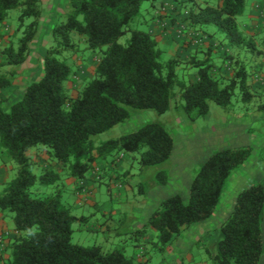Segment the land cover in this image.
<instances>
[{
    "label": "trees",
    "instance_id": "1",
    "mask_svg": "<svg viewBox=\"0 0 264 264\" xmlns=\"http://www.w3.org/2000/svg\"><path fill=\"white\" fill-rule=\"evenodd\" d=\"M144 1L154 4L157 0H68L71 12L52 30L53 44L42 57L41 78L29 83L8 109L5 99L0 100V150L16 164L15 177L0 192V214L11 220L16 233L4 264H147L137 263L124 249L105 252L98 245L73 244L72 224L85 217L72 213L60 190L35 195L33 187L62 178L81 181L96 167L102 170L115 162L121 153L139 154L142 167L167 161L174 139L155 122L118 138H97L127 120L133 110L163 114L179 98L186 115L194 120L206 116L210 102L228 109L236 90L243 103L253 102L250 77L264 74V28L258 43V35L245 33L237 21L245 13L247 0H219L216 5L193 2L186 16L188 27L207 31L224 46L233 68L230 77L214 72L212 49H205L201 56L193 54L184 63L176 56L164 60L157 37L135 26ZM12 9L19 11L21 35L0 50V88L11 86L21 75L42 13L40 0H0V23ZM127 32L130 39L122 45L118 39ZM73 33L87 49L98 52L92 76L75 90L67 85L74 73L67 58L79 49ZM235 51L243 54V60L233 56ZM190 69L196 76L193 82L182 77ZM33 147L44 149L48 157L38 162L45 165L39 176L31 168L38 160L27 154ZM251 153L250 146H241L211 154L194 175L187 199L175 194L162 200L142 228L134 231V238L154 232L151 242L163 250L191 225L209 218L229 175ZM48 164L55 170H47ZM161 175L164 182L165 174ZM263 207L261 182L237 194L220 226L217 264H259L264 252Z\"/></svg>",
    "mask_w": 264,
    "mask_h": 264
},
{
    "label": "rangeland",
    "instance_id": "2",
    "mask_svg": "<svg viewBox=\"0 0 264 264\" xmlns=\"http://www.w3.org/2000/svg\"><path fill=\"white\" fill-rule=\"evenodd\" d=\"M218 1L190 0L189 2L191 5L193 2L216 5ZM251 1H246L245 13ZM40 4L42 13L38 21L37 33L30 44L28 59L22 64V75L18 77L16 85L0 88V100L5 99L4 107L22 96L23 86L26 87L29 83L41 78L42 57L53 44L52 30L65 21L71 12L68 0H40ZM262 10L264 12V5ZM147 11H151L150 2L144 1L141 5L143 17H140L135 25L140 29H145V24L142 20L140 22V19L147 18L149 15ZM18 14V9H12L8 12L7 18L0 23V50L9 41H15L21 35V31L17 30ZM243 19L244 15L237 18L242 27ZM256 25L254 23L250 27L258 30L260 26V31L254 34L258 35L255 39L259 43V33L261 34L264 28V20L259 22L258 26ZM196 31L211 37L207 31ZM73 37L75 41L78 40L75 33ZM129 39L130 32H127L118 39V42L126 45ZM201 43L204 42L201 41ZM77 44L78 51L67 58V62L74 69L73 77L67 83L71 90L78 89L92 76L93 68L98 61L97 51L87 49L83 41L78 40ZM217 47L218 51L209 55L216 62L214 72L230 77L233 68L232 63L225 56L226 49L223 45L220 46L219 42ZM240 53L232 52L234 57L243 60V54ZM162 58L166 60L168 56L163 54ZM226 60L227 64L224 65ZM182 77L188 80L187 72ZM250 83L255 94L250 104L243 103L240 93L236 90L228 109L210 102L206 116L192 120L183 110V101L177 98L169 110L163 114H157L153 110H133L127 120L98 135L97 138L102 140L114 139L133 132L147 123L155 122L164 126L172 135L174 146L170 158L155 166L142 167L137 153H126V156L119 154L115 162L105 164L98 174V179L95 175L89 178L92 183L87 185L88 190L85 192L93 195V197L89 195L87 199L94 204L84 202L78 207L77 195L71 185L65 182V178L48 186L37 182L33 187V194L48 195L60 190L63 201L70 205L72 213L79 218L85 217V220L79 219L72 224L71 242L73 244L98 245L105 252L124 249L125 254L135 257L137 263L146 261L147 264L181 262L183 264H217L215 255L217 242L221 237L220 226L230 215L237 194L248 185L257 182L264 185V74L254 73L250 77ZM241 146H250L251 156L247 162L231 172L224 184L219 202L209 218L191 225L163 250L151 242L155 237L154 232L148 233L146 238L144 236L134 238V231L142 228L148 216L162 200L175 194L181 195L184 200L187 199L194 175L211 154L225 148ZM34 149L33 147L27 150V154L34 157L31 152ZM2 162H6L7 166L11 167L8 171V182L16 175V164L8 153L0 150V163ZM47 163L50 164L51 161ZM49 164L46 169L55 170ZM111 165H114L116 169L108 168ZM44 166L37 162L32 163L31 168L39 176L44 172ZM120 166L122 168L117 169ZM163 173L165 174L164 182L161 178ZM261 229L264 242V207L261 214ZM15 235L13 227L0 223V237L3 238L2 245L0 242V264H4L8 258L7 247ZM259 264H264V252Z\"/></svg>",
    "mask_w": 264,
    "mask_h": 264
},
{
    "label": "crops",
    "instance_id": "3",
    "mask_svg": "<svg viewBox=\"0 0 264 264\" xmlns=\"http://www.w3.org/2000/svg\"><path fill=\"white\" fill-rule=\"evenodd\" d=\"M190 0H157L154 4H150L151 11L148 12L149 15L147 18H141L140 22L145 24L146 31L150 32L151 34L155 35L160 43V46L163 50V54L167 55L168 58L172 56L178 57L181 61L187 62L190 60V57L195 54L196 56H201L204 53L206 48L212 49V52L218 51V40L215 37H208L203 35L202 33L196 31V29L190 28L187 26L186 16L188 14V10L191 7ZM206 3H204L205 5ZM166 6L169 8L168 13H164L161 11V7ZM264 4L260 0H252L247 13H244L243 19V30L247 34H256L260 31L258 23L264 20V12L262 10V6ZM143 17V16H141ZM256 23L258 26V30L252 29L250 26ZM185 28V29H184ZM246 28V29H245ZM182 30V32L180 31ZM198 36L195 39V36ZM194 38L193 40H191ZM196 40L200 42L197 43ZM201 41L204 43L202 44ZM218 53H216L217 55ZM227 64V60L225 61L224 65ZM186 73V72H185ZM25 73L23 72V75ZM21 75H22V66H21ZM188 78L191 82L196 80V76L193 69L187 70ZM18 82L17 80L9 87L16 85ZM19 88V87H18ZM25 86L21 89L23 92ZM21 94V92H20ZM19 94V95H20ZM6 98V97H5ZM14 102V101H13ZM7 103L5 105V109L10 106L11 103ZM34 157H31L34 161L40 162L42 160L48 159L46 155V151L44 149L35 148L33 151ZM126 153H121V156H126ZM124 168H125V164ZM122 165V167H123ZM59 168V164L55 166ZM121 166L117 169H121ZM11 167H8L6 162L0 163V191L3 189L4 184H6L8 180V171ZM108 168L116 167L111 165ZM93 174L89 173L86 179L81 181L75 180L73 178H66L65 182L68 185H71L74 193L77 195L76 205L79 207L84 202L88 201L87 197L90 194L85 193V184L92 183L89 178H92ZM79 186H82L79 187ZM82 190L84 192H82ZM95 192V191H94ZM93 197V195H90ZM85 200V201H84ZM0 223L5 226L13 227L11 220L8 217L3 218L2 214H0ZM135 258V257H134Z\"/></svg>",
    "mask_w": 264,
    "mask_h": 264
},
{
    "label": "built area",
    "instance_id": "4",
    "mask_svg": "<svg viewBox=\"0 0 264 264\" xmlns=\"http://www.w3.org/2000/svg\"><path fill=\"white\" fill-rule=\"evenodd\" d=\"M161 11L164 12V13H168L169 8H167V7L165 6V7H163V8L161 9ZM100 170H101L100 167H96V169H95V171H94V173H93V175H95V178H96V179L99 178L98 174L100 173ZM0 242H1V245H2V242H3V238H2V237H0Z\"/></svg>",
    "mask_w": 264,
    "mask_h": 264
}]
</instances>
